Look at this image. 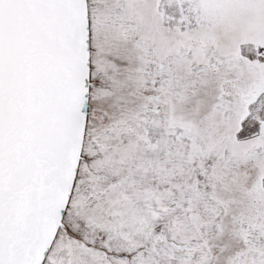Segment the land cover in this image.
<instances>
[{"label":"snow or ice","instance_id":"6c2138e0","mask_svg":"<svg viewBox=\"0 0 264 264\" xmlns=\"http://www.w3.org/2000/svg\"><path fill=\"white\" fill-rule=\"evenodd\" d=\"M0 264H264V0H0Z\"/></svg>","mask_w":264,"mask_h":264}]
</instances>
